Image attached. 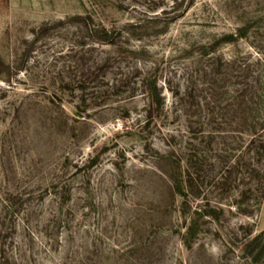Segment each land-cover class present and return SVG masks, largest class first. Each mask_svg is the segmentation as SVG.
I'll use <instances>...</instances> for the list:
<instances>
[{"label": "rangeland", "instance_id": "1", "mask_svg": "<svg viewBox=\"0 0 264 264\" xmlns=\"http://www.w3.org/2000/svg\"><path fill=\"white\" fill-rule=\"evenodd\" d=\"M263 120L264 0H0V264H264Z\"/></svg>", "mask_w": 264, "mask_h": 264}, {"label": "trees", "instance_id": "2", "mask_svg": "<svg viewBox=\"0 0 264 264\" xmlns=\"http://www.w3.org/2000/svg\"><path fill=\"white\" fill-rule=\"evenodd\" d=\"M156 100L159 101L158 98ZM247 107H245L246 111ZM246 130L249 135L244 145L243 158L230 165L225 163L223 171L226 172V176L224 177L226 180L223 183L226 186H228L227 184L230 185L228 179L231 173L237 170L239 172H241V170L243 171L244 185L240 190V198L236 203H244L245 207H242V212L249 215L252 206H258L264 197V120L257 126L248 124ZM198 132L203 133L204 129L200 128ZM195 163L197 165L195 167L197 171L195 172L199 175L198 172L203 169L204 163L203 161H196ZM207 214L216 216V208L211 207ZM252 230L251 227H248L246 231L247 234H251ZM190 233H192V231H190ZM1 256L3 255L1 254Z\"/></svg>", "mask_w": 264, "mask_h": 264}]
</instances>
